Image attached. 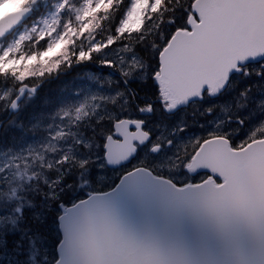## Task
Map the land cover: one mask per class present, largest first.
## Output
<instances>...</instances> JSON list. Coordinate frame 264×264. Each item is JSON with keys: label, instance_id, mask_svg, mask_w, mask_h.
I'll return each mask as SVG.
<instances>
[{"label": "snow or ice", "instance_id": "snow-or-ice-1", "mask_svg": "<svg viewBox=\"0 0 264 264\" xmlns=\"http://www.w3.org/2000/svg\"><path fill=\"white\" fill-rule=\"evenodd\" d=\"M37 15L0 45V264H264V0H0V39Z\"/></svg>", "mask_w": 264, "mask_h": 264}, {"label": "rangeland", "instance_id": "rangeland-1", "mask_svg": "<svg viewBox=\"0 0 264 264\" xmlns=\"http://www.w3.org/2000/svg\"><path fill=\"white\" fill-rule=\"evenodd\" d=\"M52 2L53 1H46V0H42L40 2L43 15L47 14L49 8L51 7ZM134 3H135V0H134ZM45 5H47V7H45ZM39 19L31 20L26 25L28 27H31L32 23L34 21H38ZM24 30H25V27L23 26L20 31L14 32V34L11 37H9L10 40L6 41L5 43H0V45L7 46L8 43H10L12 40H14L18 36L19 32L24 31ZM85 73L96 74V72H92L90 70H85L83 73L75 76L70 81L66 80V81L58 82L57 80H55L54 87H52V90H54V91L48 90L47 92L44 93V95L40 96L41 98H33L32 100H29L28 105L26 107H28L30 109L31 106L34 103L35 104V108H36L35 111H36V114L38 115L39 111L41 110V108H43L45 111H51L52 110V106L51 105H47V106L44 105V101L47 98H57L58 102L60 100H72V99H75V97L73 95L74 90H76L77 88H80V87H82V86H84V85L89 83L88 80H87V77L84 76ZM244 86H246V85L243 83V81H241V82H239L237 84V88L238 89L242 88ZM47 122H48L47 120L44 121L45 124ZM30 123H35V121L34 120L30 121ZM29 135L30 134H28V136ZM22 146H24V145H22ZM49 246H50V243H49ZM28 264H32L31 260H29Z\"/></svg>", "mask_w": 264, "mask_h": 264}, {"label": "trees", "instance_id": "trees-1", "mask_svg": "<svg viewBox=\"0 0 264 264\" xmlns=\"http://www.w3.org/2000/svg\"><path fill=\"white\" fill-rule=\"evenodd\" d=\"M73 2L77 5H79L81 3V0H73ZM123 8H121L120 12L116 14L115 17V22H118L119 19L121 18V16L123 15ZM65 16H67V13L64 14ZM41 16L37 15V16H33L31 19H29L27 21V24L31 21V20H35V19H39ZM115 26V23H113V27ZM22 28H19L17 30L20 31ZM10 40L9 38L6 39H2L0 41H8ZM45 43V41L41 42V45H43ZM85 70H90L92 72H96L97 75H99L101 78H103L104 76H106L108 74V69L103 68L101 66L95 65V64H88V65H77V66H73L71 69H68L67 71H64L62 74L50 79L49 81H47L44 85L41 86V88L39 89V95L35 98H41V95H44L45 92H47L48 90L54 91L52 90V87H54V82L55 80H57L58 82L61 81H70L72 80V78H74L75 76L83 73ZM93 88H95V85H93ZM36 109V108H35ZM23 133L22 129H16L15 133L16 135H20ZM25 135V138H28V134L27 133H23ZM23 143L22 142H13L11 140V133H6L4 134L3 140L0 141V154L2 153H6L8 151L9 148L13 149L14 151H18L21 147H22ZM107 175L109 177H111L112 179H116L117 174L116 173H112V172H108ZM49 243H51L49 241Z\"/></svg>", "mask_w": 264, "mask_h": 264}, {"label": "water", "instance_id": "water-1", "mask_svg": "<svg viewBox=\"0 0 264 264\" xmlns=\"http://www.w3.org/2000/svg\"><path fill=\"white\" fill-rule=\"evenodd\" d=\"M41 1V0H40ZM30 18V17H29ZM28 18V19H29ZM27 19V20H28ZM26 20V21H27ZM25 21V22H26ZM24 22V23H25ZM23 25V24H22ZM21 26V25H20ZM20 26H18V27H20ZM13 33V32H12ZM12 33H9L6 37H8V36H10ZM128 212L132 215V216H134V217H139V216H141L142 214H143V210L142 209H140V208H138V207H136L135 205H129L128 206ZM183 230H184V232H185V234L186 235H188L190 238L191 237H194V235H195V230H194V228L190 225V224H185V225H183Z\"/></svg>", "mask_w": 264, "mask_h": 264}]
</instances>
